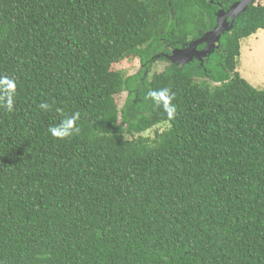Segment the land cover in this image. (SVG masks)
I'll list each match as a JSON object with an SVG mask.
<instances>
[{
  "label": "trees",
  "instance_id": "trees-1",
  "mask_svg": "<svg viewBox=\"0 0 264 264\" xmlns=\"http://www.w3.org/2000/svg\"><path fill=\"white\" fill-rule=\"evenodd\" d=\"M237 1L0 0V264H264V89L237 71L264 3L167 57Z\"/></svg>",
  "mask_w": 264,
  "mask_h": 264
},
{
  "label": "rangeland",
  "instance_id": "rangeland-1",
  "mask_svg": "<svg viewBox=\"0 0 264 264\" xmlns=\"http://www.w3.org/2000/svg\"><path fill=\"white\" fill-rule=\"evenodd\" d=\"M264 3V0H257ZM164 61L155 62L149 75L160 71L165 66ZM261 65V66H260ZM141 64L138 58L128 57L119 63L113 64L112 69L122 71L127 76L139 72ZM237 71L249 84L257 89H264V29L241 40L240 55L237 57ZM126 93H121L116 100L121 107L125 101ZM166 125H160L143 133L144 136H153L154 129L163 130Z\"/></svg>",
  "mask_w": 264,
  "mask_h": 264
},
{
  "label": "water",
  "instance_id": "water-1",
  "mask_svg": "<svg viewBox=\"0 0 264 264\" xmlns=\"http://www.w3.org/2000/svg\"><path fill=\"white\" fill-rule=\"evenodd\" d=\"M256 1L257 0H238L231 5L227 11L219 9L217 24L211 31L206 32L199 39L189 43L187 47L174 50L170 55H167L168 59L182 65L193 58L200 59L205 57L214 47L217 46L221 34L232 28L235 17ZM203 43L205 46L202 49H198V46Z\"/></svg>",
  "mask_w": 264,
  "mask_h": 264
},
{
  "label": "clouds",
  "instance_id": "clouds-1",
  "mask_svg": "<svg viewBox=\"0 0 264 264\" xmlns=\"http://www.w3.org/2000/svg\"><path fill=\"white\" fill-rule=\"evenodd\" d=\"M153 96H155V93H152ZM14 93H10L7 97V100L5 102V107L7 108L8 111H12L13 109V103H14ZM42 108L46 109L48 108L47 104L41 105ZM174 112V109L169 110V114L171 115ZM76 117L74 116L73 118L67 119L62 122V124L58 127H53L50 128L49 131L52 133L53 136L59 137V138H65L68 137L72 134L73 131V125L75 123ZM78 131V129H77Z\"/></svg>",
  "mask_w": 264,
  "mask_h": 264
},
{
  "label": "bare ground",
  "instance_id": "bare-ground-1",
  "mask_svg": "<svg viewBox=\"0 0 264 264\" xmlns=\"http://www.w3.org/2000/svg\"><path fill=\"white\" fill-rule=\"evenodd\" d=\"M261 66V65H260Z\"/></svg>",
  "mask_w": 264,
  "mask_h": 264
}]
</instances>
